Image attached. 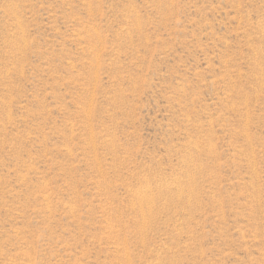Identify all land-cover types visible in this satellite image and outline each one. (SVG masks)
I'll return each mask as SVG.
<instances>
[{
  "label": "rangeland",
  "instance_id": "obj_1",
  "mask_svg": "<svg viewBox=\"0 0 264 264\" xmlns=\"http://www.w3.org/2000/svg\"><path fill=\"white\" fill-rule=\"evenodd\" d=\"M0 264H264V0H0Z\"/></svg>",
  "mask_w": 264,
  "mask_h": 264
}]
</instances>
